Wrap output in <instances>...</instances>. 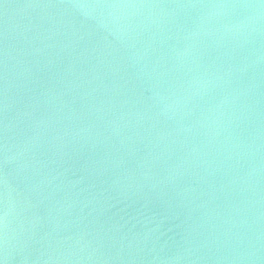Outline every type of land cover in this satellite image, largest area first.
I'll use <instances>...</instances> for the list:
<instances>
[{
    "label": "water",
    "instance_id": "obj_1",
    "mask_svg": "<svg viewBox=\"0 0 264 264\" xmlns=\"http://www.w3.org/2000/svg\"><path fill=\"white\" fill-rule=\"evenodd\" d=\"M0 264H264V0H0Z\"/></svg>",
    "mask_w": 264,
    "mask_h": 264
}]
</instances>
